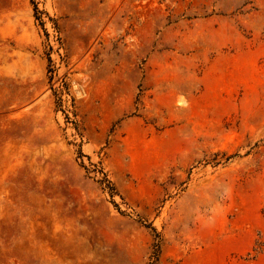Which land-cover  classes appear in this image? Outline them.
<instances>
[{"label": "rangeland", "instance_id": "obj_1", "mask_svg": "<svg viewBox=\"0 0 264 264\" xmlns=\"http://www.w3.org/2000/svg\"><path fill=\"white\" fill-rule=\"evenodd\" d=\"M0 264H264V0H0Z\"/></svg>", "mask_w": 264, "mask_h": 264}]
</instances>
